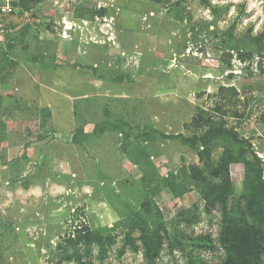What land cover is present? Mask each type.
Instances as JSON below:
<instances>
[{
    "label": "rangeland",
    "instance_id": "1",
    "mask_svg": "<svg viewBox=\"0 0 264 264\" xmlns=\"http://www.w3.org/2000/svg\"><path fill=\"white\" fill-rule=\"evenodd\" d=\"M19 7L0 37L1 264H76L64 248L81 225L115 239L104 261L94 247L95 264H146L123 247L147 201L167 228L155 264H220L221 213L205 212L181 171L202 165L180 136L198 108L226 103L217 117L250 143L264 178V0ZM231 175L239 197L245 166Z\"/></svg>",
    "mask_w": 264,
    "mask_h": 264
},
{
    "label": "trees",
    "instance_id": "2",
    "mask_svg": "<svg viewBox=\"0 0 264 264\" xmlns=\"http://www.w3.org/2000/svg\"><path fill=\"white\" fill-rule=\"evenodd\" d=\"M222 91V95L227 91L237 95L233 87ZM226 106V103L221 102L212 112L198 108V116L191 124L186 125L193 134L180 138L196 151L202 166H183L181 171L191 181L192 186L200 191L205 202V212L221 213L219 244L225 255L220 264H264L263 164L258 154L251 149L250 143L241 138L234 128L228 127L225 115L217 117ZM218 148L223 151L217 160L214 153ZM237 164L245 166L242 193L239 197L231 175L232 165ZM152 177L153 180L155 176ZM197 219L198 216L195 221ZM186 222L191 226V221ZM128 230L123 252L128 247L135 252L142 249L146 264H155L164 248L167 228L159 221L158 214H154L150 202L144 203L143 213H135L131 217ZM135 231L139 232L138 238L132 235ZM67 242L64 252L68 261L95 264L89 259L94 247L99 249V260L104 261L115 239L112 236L105 238L88 226L81 225L76 228L74 237ZM209 243L211 242L208 241L207 245ZM194 261L195 264H200L195 259ZM190 264H193L192 257Z\"/></svg>",
    "mask_w": 264,
    "mask_h": 264
},
{
    "label": "built area",
    "instance_id": "3",
    "mask_svg": "<svg viewBox=\"0 0 264 264\" xmlns=\"http://www.w3.org/2000/svg\"><path fill=\"white\" fill-rule=\"evenodd\" d=\"M19 10V0H0V37L7 32L9 21Z\"/></svg>",
    "mask_w": 264,
    "mask_h": 264
},
{
    "label": "crops",
    "instance_id": "4",
    "mask_svg": "<svg viewBox=\"0 0 264 264\" xmlns=\"http://www.w3.org/2000/svg\"><path fill=\"white\" fill-rule=\"evenodd\" d=\"M14 18H15V17H14ZM14 18H13V19H14Z\"/></svg>",
    "mask_w": 264,
    "mask_h": 264
}]
</instances>
